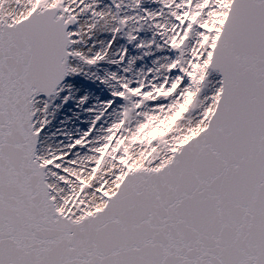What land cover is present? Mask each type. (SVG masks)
Returning a JSON list of instances; mask_svg holds the SVG:
<instances>
[{"label": "snow or ice", "instance_id": "obj_1", "mask_svg": "<svg viewBox=\"0 0 264 264\" xmlns=\"http://www.w3.org/2000/svg\"><path fill=\"white\" fill-rule=\"evenodd\" d=\"M0 264H264V0H0Z\"/></svg>", "mask_w": 264, "mask_h": 264}]
</instances>
